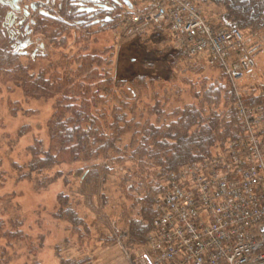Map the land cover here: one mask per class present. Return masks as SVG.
<instances>
[{"label": "rangeland", "instance_id": "obj_1", "mask_svg": "<svg viewBox=\"0 0 264 264\" xmlns=\"http://www.w3.org/2000/svg\"><path fill=\"white\" fill-rule=\"evenodd\" d=\"M62 1L24 0L21 7L41 4L59 17ZM127 1L134 8L147 6L148 2ZM75 2L77 0L72 1ZM120 3L113 13L120 18L108 26L98 24L86 30L71 27L73 23L70 13L62 16V19L69 22L45 21L47 24L51 23L53 28L56 25L63 27L64 31H59L51 39L50 33L35 34L29 23L24 22L23 29L28 26L32 32L29 34L30 43L25 46L24 41H18L15 49L19 54L37 59L29 61L21 58L20 64L28 67L30 74L45 70L49 79L53 76L50 81L60 77H66L69 79L67 81H152L150 92L157 90L161 95L163 89L167 90L166 97L171 106L169 109L182 105L177 102V96L173 92L176 87L181 86L184 75L193 77L187 74L188 70L202 67L196 77L213 78L221 74L231 85L224 68L218 62L208 58H191L183 52L179 40H185L186 37H175L172 31H167L164 24L156 23L154 19L150 24H145L143 20L140 24L128 22L125 20L127 6L121 1ZM73 7L80 15L84 12L82 9L78 10L79 6L76 4ZM203 10L205 13L201 10L202 18L208 24L217 20L211 16H216L220 11L215 12L212 6L204 4ZM9 11L8 9L7 13ZM19 14L16 13L18 16L15 21L19 19ZM85 14L88 15L87 12ZM206 24L198 22L193 29L197 33L207 30ZM17 26L15 23L12 25L13 28ZM53 28L49 26V32ZM239 32L241 39L235 40L240 45V48L236 46V49L241 50L237 51L238 54L243 52L242 49L245 50L246 44L249 48L257 45V48L253 52H247V57L253 63L252 70L232 84L236 87L237 94L243 95L242 89L256 94L264 85V31L253 27ZM243 54L244 52L242 56ZM85 56L89 64L84 70L79 59ZM12 78L14 77L0 79L5 81L0 83V221L3 222L0 228V260L3 264H133L138 253L146 248L144 244L130 247L126 242L128 222L138 220V216L133 198H127L119 188L122 168L110 173L106 181L99 184L91 194L86 192L85 183L81 184L82 172L78 175L67 174L71 167L77 166H57L43 172H37L39 168L28 169V163L39 158L32 153L36 142L42 141L48 146L49 120L56 112L57 97H27L23 87ZM80 96V93H76L74 100L79 102ZM179 99L185 103L192 102L186 89H183ZM19 165L23 169L26 167L22 173L16 170ZM132 165L126 164L124 167L131 170ZM79 190H83L82 195L76 194ZM61 194L70 196V204L77 201L80 203L77 212L82 219L81 226L87 232L86 237L82 235L80 241L70 233L66 222L54 217L61 209ZM16 218L21 221L25 237L20 243L9 241L4 235L7 229L15 230L11 223ZM109 236L111 237L106 240Z\"/></svg>", "mask_w": 264, "mask_h": 264}, {"label": "trees", "instance_id": "obj_2", "mask_svg": "<svg viewBox=\"0 0 264 264\" xmlns=\"http://www.w3.org/2000/svg\"><path fill=\"white\" fill-rule=\"evenodd\" d=\"M7 1L9 0H0V79L6 80L4 78L13 76L12 80L23 87L27 97H57L56 112L49 120L48 146L42 141L36 142L32 153L39 158L26 164L27 168H39L37 172H43L57 166H77L71 167L67 174L78 175L82 172L81 184L85 183L86 192L89 194L99 184H103L110 173L122 168L119 188L127 198H133L138 216V220L128 222L126 242L130 247L139 244L145 246L146 236L156 215L154 208L158 203L164 177L176 173L185 165L221 152L228 142L242 140V126L235 114L232 86L221 74L213 78L196 77L202 67L197 70L187 69V74L193 77L183 74L181 86L173 89L177 102L182 105L169 109L171 106L166 97L167 90L163 89L161 95L157 90L150 92L152 81H67L69 79L66 77L50 81L53 76L49 79L45 70L30 74L28 67H23L19 59L34 61L37 58L19 54L15 49V44L24 41L28 34L22 30V25L17 26L13 31L14 37L11 36L12 24L16 25L18 20L7 18ZM116 1L120 3V0ZM189 1L203 13V4L212 6L215 12L220 11L216 16L208 13L217 19V22L210 23L218 28L244 31L258 27V30L264 31V0ZM101 12L97 17L102 19L101 26H108L120 18L114 12ZM66 13L72 16L71 27L77 26L86 30L94 26L91 20L88 21L86 14L85 19L75 16L78 12L73 7L72 0H63L59 17L48 7H37L29 18L33 21L30 28L35 34L50 33L49 38H54L59 31H64L63 27L56 25L53 28L51 23L47 24L45 21L69 22L62 19ZM106 15L109 20L105 19ZM84 20L85 25H80L79 22ZM49 26L53 31L49 32ZM79 60L81 68L85 70L89 64L87 57ZM3 82L5 81H0ZM183 89L187 90L192 102L185 103L179 99ZM76 93L81 95L79 102L74 100ZM242 94L247 105L261 101L259 98L255 99L254 92L248 89H242ZM126 164H133L131 170L124 167ZM17 167L19 173L26 168L23 169L20 165ZM76 194L82 195L83 190ZM69 199L67 194L60 195L61 209L54 217L66 222L70 233L80 241L82 235L86 237L87 234L81 226L82 219L77 212L80 203L77 201L70 204ZM19 220L16 218L11 223L15 230L5 231V238L9 241L20 243L25 239ZM2 226L3 222L0 221V228ZM85 228L89 229L87 225ZM110 237H106V240ZM0 264H3L1 260Z\"/></svg>", "mask_w": 264, "mask_h": 264}, {"label": "built area", "instance_id": "obj_3", "mask_svg": "<svg viewBox=\"0 0 264 264\" xmlns=\"http://www.w3.org/2000/svg\"><path fill=\"white\" fill-rule=\"evenodd\" d=\"M146 4L127 10L125 20L150 24L154 19L175 37H186L179 46L189 57L218 62L231 83L243 136L164 177L146 250L133 264H264V85L254 95L261 101L247 105L232 84L252 70L247 52L257 45L246 44L243 56L238 54L239 30L208 24L189 0ZM198 22L207 23V30L197 33Z\"/></svg>", "mask_w": 264, "mask_h": 264}, {"label": "flooded vegetation", "instance_id": "obj_4", "mask_svg": "<svg viewBox=\"0 0 264 264\" xmlns=\"http://www.w3.org/2000/svg\"><path fill=\"white\" fill-rule=\"evenodd\" d=\"M74 1V0H72ZM14 0H9L7 1L8 5H9V12H8V15H7V18H10L13 20H16L17 17H15L13 14H16V13H20L19 14V19H18V22L16 25L18 26H22L24 24V22L26 20H28V23H29V27H31V25H33V21L29 19V17L31 16V13H33L37 7L39 6H42L41 4H39V6L37 4H30L29 6L27 5H23L21 7V3L24 2V0H19L15 3H13ZM72 4H76L79 6L78 10L79 9H82L84 12L81 14V15H85V12L88 13V21L91 20V23L94 24V25H101L102 23L100 22L101 20L99 18H97L99 16L100 13H102L101 11L102 10H105L106 12L108 13H113L115 11V9L120 6V3L117 2V1H104V0H77V2L75 3H72ZM85 5V6H84ZM86 5H90V7H86ZM11 6V8H10ZM30 10V12H29ZM43 12H41L42 14ZM80 13L75 15V16H78V19H85V16L84 17H81ZM108 15H106L105 19L106 20H109V16L107 17ZM93 19V20H92ZM85 23V20L84 21H80L79 24L80 25H83ZM13 25V24H12ZM85 25V24H84ZM28 26H25L24 27V31L29 28ZM11 30L12 32L15 30V28L12 29L11 27ZM25 33L28 34V36L24 39V42L26 43V45H29L30 43V40H29V34H31L32 32L31 31H27ZM14 35V32L13 34L11 33V36ZM24 46V47H25Z\"/></svg>", "mask_w": 264, "mask_h": 264}, {"label": "water", "instance_id": "obj_5", "mask_svg": "<svg viewBox=\"0 0 264 264\" xmlns=\"http://www.w3.org/2000/svg\"><path fill=\"white\" fill-rule=\"evenodd\" d=\"M17 1H19V0H14V2L13 3H15L16 4V2ZM128 8H132V6H131V4L127 1V0H121ZM10 8H11V6H10Z\"/></svg>", "mask_w": 264, "mask_h": 264}]
</instances>
